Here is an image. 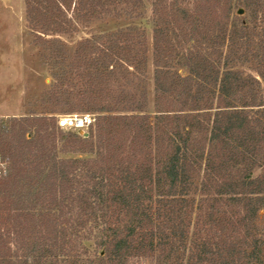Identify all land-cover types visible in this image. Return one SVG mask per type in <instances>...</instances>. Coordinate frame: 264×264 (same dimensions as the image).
Returning <instances> with one entry per match:
<instances>
[{
	"label": "trees",
	"instance_id": "1",
	"mask_svg": "<svg viewBox=\"0 0 264 264\" xmlns=\"http://www.w3.org/2000/svg\"><path fill=\"white\" fill-rule=\"evenodd\" d=\"M25 4L55 80L47 102L98 116L87 138L53 116L0 119V264H259L264 0H154V113L144 30L83 39L73 54L48 39L141 16L144 0Z\"/></svg>",
	"mask_w": 264,
	"mask_h": 264
},
{
	"label": "rangeland",
	"instance_id": "2",
	"mask_svg": "<svg viewBox=\"0 0 264 264\" xmlns=\"http://www.w3.org/2000/svg\"><path fill=\"white\" fill-rule=\"evenodd\" d=\"M153 2L154 0H144L145 7L140 10L141 16L116 18L114 15H106L89 23H80L75 33L49 36L48 39H60L67 44L73 54L78 42L83 39L114 32L131 25L144 30L149 46V112L154 113ZM236 13L244 15L245 11L240 9ZM46 55L48 51L36 44V37L28 23L25 0H0V119L53 116L59 121V118L64 116L83 114L97 117V114L83 111L81 108L73 111L64 102L60 105L47 102L55 80ZM177 68L181 75H188L187 69L181 66ZM238 68L246 74L256 75L250 65L238 64ZM73 85L77 90L83 82L77 78ZM114 85L116 87L118 84ZM261 92L264 96V81H261ZM260 173V170H256L255 176ZM257 225L263 231L264 211L259 214ZM89 246L94 251L93 244L89 243ZM108 264H155V261L152 258L111 259ZM259 264H264V245Z\"/></svg>",
	"mask_w": 264,
	"mask_h": 264
},
{
	"label": "built area",
	"instance_id": "3",
	"mask_svg": "<svg viewBox=\"0 0 264 264\" xmlns=\"http://www.w3.org/2000/svg\"><path fill=\"white\" fill-rule=\"evenodd\" d=\"M96 117L90 114L69 115L59 118L58 125L62 130L72 131L81 137L87 138ZM87 134V137L85 136ZM6 173V165L0 162V178Z\"/></svg>",
	"mask_w": 264,
	"mask_h": 264
},
{
	"label": "water",
	"instance_id": "4",
	"mask_svg": "<svg viewBox=\"0 0 264 264\" xmlns=\"http://www.w3.org/2000/svg\"><path fill=\"white\" fill-rule=\"evenodd\" d=\"M85 136L87 137V134H85Z\"/></svg>",
	"mask_w": 264,
	"mask_h": 264
}]
</instances>
